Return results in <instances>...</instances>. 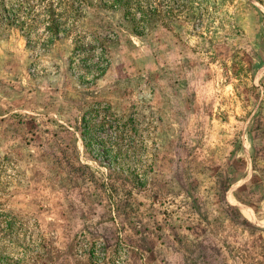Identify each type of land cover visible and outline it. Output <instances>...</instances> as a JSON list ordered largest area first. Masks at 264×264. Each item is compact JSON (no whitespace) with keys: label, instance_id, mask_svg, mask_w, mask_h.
Here are the masks:
<instances>
[{"label":"rangeland","instance_id":"1","mask_svg":"<svg viewBox=\"0 0 264 264\" xmlns=\"http://www.w3.org/2000/svg\"><path fill=\"white\" fill-rule=\"evenodd\" d=\"M0 264H264V0H0Z\"/></svg>","mask_w":264,"mask_h":264},{"label":"trees","instance_id":"2","mask_svg":"<svg viewBox=\"0 0 264 264\" xmlns=\"http://www.w3.org/2000/svg\"><path fill=\"white\" fill-rule=\"evenodd\" d=\"M76 1H77V3L79 2V0H76ZM145 18H148V17L145 14H142V20H141V22H143L145 20ZM51 30H53V33L56 34V29L55 28H52L51 27Z\"/></svg>","mask_w":264,"mask_h":264}]
</instances>
